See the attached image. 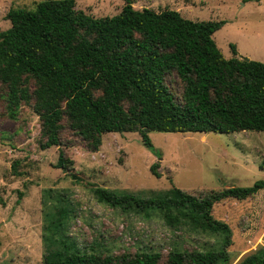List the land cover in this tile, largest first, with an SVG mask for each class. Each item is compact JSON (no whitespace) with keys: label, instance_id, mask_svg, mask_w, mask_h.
Returning <instances> with one entry per match:
<instances>
[{"label":"trees","instance_id":"trees-1","mask_svg":"<svg viewBox=\"0 0 264 264\" xmlns=\"http://www.w3.org/2000/svg\"><path fill=\"white\" fill-rule=\"evenodd\" d=\"M125 1L113 16L94 17L75 0H40L6 14L0 103L11 117L22 105L33 109L40 148L59 147L56 167L78 180L67 147L97 151L110 132H138L152 148L150 131H264V62L238 56L234 44L233 56H223L212 35L224 21H193L176 10L135 9ZM158 165L150 166L156 177ZM261 189L264 180L203 196L172 187L145 197L95 186L102 204L179 232L166 253L143 245L114 254L100 241L78 245L69 234L74 207L68 195L47 188L42 264H227L232 230L213 217L212 207ZM183 235L216 241L188 249L178 243ZM250 256L251 264H264V244Z\"/></svg>","mask_w":264,"mask_h":264},{"label":"rangeland","instance_id":"rangeland-1","mask_svg":"<svg viewBox=\"0 0 264 264\" xmlns=\"http://www.w3.org/2000/svg\"><path fill=\"white\" fill-rule=\"evenodd\" d=\"M40 0H0V31L10 26V8H33ZM76 8L94 17L113 16L125 0H75ZM135 9L176 10L193 21H224L212 37L225 58L237 55L264 62V0H131ZM40 121L32 108L20 106L11 117L0 103V264H42L43 192L64 191L73 207L69 234L78 245L102 242L114 254L152 246L166 253L179 232L159 221H143L99 202L92 188L131 191L150 196L179 188L196 196L230 185L251 186L264 180V131H150L152 148L138 132L105 133L97 151L67 147L71 171L56 167L59 147L41 149ZM153 149V150H152ZM16 163V172L14 163ZM158 162L160 177L150 171ZM245 199L227 198L212 207L215 219L231 230L227 264H251V254L264 244V189ZM216 237L187 238L193 248Z\"/></svg>","mask_w":264,"mask_h":264},{"label":"crops","instance_id":"crops-1","mask_svg":"<svg viewBox=\"0 0 264 264\" xmlns=\"http://www.w3.org/2000/svg\"><path fill=\"white\" fill-rule=\"evenodd\" d=\"M262 190V189H261ZM258 192H261L260 190Z\"/></svg>","mask_w":264,"mask_h":264}]
</instances>
